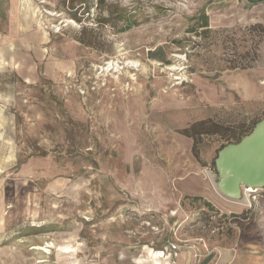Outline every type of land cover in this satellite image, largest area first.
Segmentation results:
<instances>
[{
    "label": "rangeland",
    "instance_id": "obj_1",
    "mask_svg": "<svg viewBox=\"0 0 264 264\" xmlns=\"http://www.w3.org/2000/svg\"><path fill=\"white\" fill-rule=\"evenodd\" d=\"M73 1L0 0V264H134L166 241L264 264L263 190L230 201L213 167L264 117V4ZM198 121L221 131L195 158Z\"/></svg>",
    "mask_w": 264,
    "mask_h": 264
},
{
    "label": "water",
    "instance_id": "obj_2",
    "mask_svg": "<svg viewBox=\"0 0 264 264\" xmlns=\"http://www.w3.org/2000/svg\"><path fill=\"white\" fill-rule=\"evenodd\" d=\"M217 190L228 200L238 201L243 189H264V117L237 143L223 146L214 159Z\"/></svg>",
    "mask_w": 264,
    "mask_h": 264
},
{
    "label": "trees",
    "instance_id": "obj_3",
    "mask_svg": "<svg viewBox=\"0 0 264 264\" xmlns=\"http://www.w3.org/2000/svg\"><path fill=\"white\" fill-rule=\"evenodd\" d=\"M247 1L251 5H255V4H258V3H263L264 4V0H247ZM83 5L85 6V2L84 1H81V2L76 3L74 5V1L73 0H62V6L63 7H66L67 9H70V10H75V12L79 8H81ZM190 20L194 21L197 26L190 28L188 30L189 33H194L195 35H200V34H205V33L208 32V18H207V16L204 13L199 14V16H193V17H191ZM176 43H178V44L180 43L181 44V42H176ZM248 55H249V52H246V53H244L243 57H246ZM232 64H233L232 65V69H237V68H239V69H247V68L250 67L249 64H244L243 62H238L236 60H232ZM220 131H221V126L219 124H217V123H212V122H209V121H198V122L192 123L188 128L184 129L182 131V134L184 136L189 137V138H191L193 140V144H192V149L191 150H192V153L195 156V158H198L197 145L199 143V139L203 135H214V134H218ZM249 132L250 131H245V132L237 133V134L233 133L231 136L227 137L228 138L227 141H229L230 139H232V140L227 142L226 144L237 143L243 136L247 135ZM225 145H222L220 147V149L223 146H225ZM213 167H214V162H213ZM263 195H264V189H263ZM206 205L211 208L209 203H206Z\"/></svg>",
    "mask_w": 264,
    "mask_h": 264
},
{
    "label": "crops",
    "instance_id": "obj_4",
    "mask_svg": "<svg viewBox=\"0 0 264 264\" xmlns=\"http://www.w3.org/2000/svg\"><path fill=\"white\" fill-rule=\"evenodd\" d=\"M166 242L167 243H165L161 249L167 247L171 243L176 244L174 243V241H166ZM148 250L154 251V249H148ZM151 254L152 253L150 254L142 253L140 255H137L135 256V258H133L132 262L134 264H171V260L173 256L172 254H167L166 257L157 258V259H155L154 256H151ZM158 256H161V255H158ZM254 257L256 258V256ZM222 259H223L221 261L222 263H225V262H229L230 264H245L246 263V261L243 259V256L241 255L232 256V254H229L227 252L223 253ZM176 260H177V264H186L187 260L189 261V256L186 252L178 251V253L176 252ZM254 262H256V264L260 263V261H257V260Z\"/></svg>",
    "mask_w": 264,
    "mask_h": 264
},
{
    "label": "built area",
    "instance_id": "obj_5",
    "mask_svg": "<svg viewBox=\"0 0 264 264\" xmlns=\"http://www.w3.org/2000/svg\"><path fill=\"white\" fill-rule=\"evenodd\" d=\"M244 190V189H243ZM250 196L247 198L248 200V207H250V200H249ZM256 197L253 195L252 200L255 201ZM178 249V245L177 244H169L167 247L161 249V250H156L157 253H161L162 255H165V257L167 256V254H172V258L176 256V250Z\"/></svg>",
    "mask_w": 264,
    "mask_h": 264
},
{
    "label": "bare ground",
    "instance_id": "obj_6",
    "mask_svg": "<svg viewBox=\"0 0 264 264\" xmlns=\"http://www.w3.org/2000/svg\"><path fill=\"white\" fill-rule=\"evenodd\" d=\"M111 65H112V64H111ZM243 193H244L245 196H247V197H245L246 202H245V199H244V200H243L244 202H243V204H241V205H244L245 207H246V206L248 207V200H247V198H248L251 194H254L255 191L252 190V189H250V188H247V189H244ZM40 249H41V248H40ZM158 255H161V256H158ZM151 256H154L155 259H157V258H164V257H165V256L162 255L161 253H157V251H154V252L151 254Z\"/></svg>",
    "mask_w": 264,
    "mask_h": 264
}]
</instances>
